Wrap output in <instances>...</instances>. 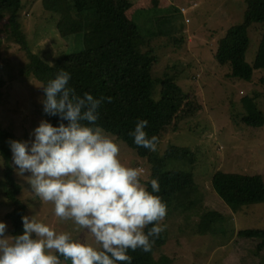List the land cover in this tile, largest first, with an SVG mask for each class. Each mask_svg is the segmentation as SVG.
<instances>
[{"label": "rangeland", "instance_id": "rangeland-1", "mask_svg": "<svg viewBox=\"0 0 264 264\" xmlns=\"http://www.w3.org/2000/svg\"><path fill=\"white\" fill-rule=\"evenodd\" d=\"M130 16L141 37L132 39L136 52L151 51L157 62L152 66L154 98L159 99L164 77H174L184 90L195 92L202 109L184 120L177 130L168 131L159 141L157 153L168 166L193 167L197 185V210L166 216L168 240L154 253L157 264H264V240L240 236L246 228L264 229V202L234 211L214 187H230L231 172L260 174L264 179V125L254 127L242 121L240 99L253 91L264 93V69H256L250 81L230 76L223 47L232 44L249 63L255 60L263 36L264 0H130ZM16 13L31 51L53 63L62 54L98 47L117 36V28L98 19L95 10L82 13V33L63 36L57 29L59 15L47 10L43 0H22ZM157 3L156 5H154ZM196 3V6H192ZM186 7L187 12H181ZM189 21H186V18ZM0 21V127L13 133L15 140L31 141L41 120L44 82L28 72L27 53L11 38L13 25ZM236 104V105H234ZM106 132V131H105ZM120 145L121 159L142 167L150 179L152 167L126 142L108 133ZM13 175L22 185L18 199L33 216L57 230H68L53 215L51 205L33 199L25 177ZM4 162L0 155V221L12 235L7 212L13 208L6 195ZM231 189V188H230ZM214 213V214H213ZM205 214V216H202ZM89 239L88 237H78ZM61 264L70 261L61 260Z\"/></svg>", "mask_w": 264, "mask_h": 264}, {"label": "clouds", "instance_id": "clouds-1", "mask_svg": "<svg viewBox=\"0 0 264 264\" xmlns=\"http://www.w3.org/2000/svg\"><path fill=\"white\" fill-rule=\"evenodd\" d=\"M70 79L60 70L38 86L44 113L60 123L41 120L33 140H10L9 146L17 174H28L33 199L51 205L54 217L71 228L57 230L25 215L22 234L9 235L0 221V264H61L60 257L70 264H131L129 250L150 252L167 228V205L155 194L158 179L150 180L149 191L144 168L126 165L120 145L97 124L98 109L113 97L79 95ZM147 126L140 119L129 134L155 152L159 138L149 136Z\"/></svg>", "mask_w": 264, "mask_h": 264}, {"label": "trees", "instance_id": "trees-1", "mask_svg": "<svg viewBox=\"0 0 264 264\" xmlns=\"http://www.w3.org/2000/svg\"><path fill=\"white\" fill-rule=\"evenodd\" d=\"M43 5L47 10L59 15L57 29L63 36L84 31L85 21L81 16L88 10H95L99 20L113 24L117 28V36L98 47L62 54L55 62L48 63L30 50L27 36L16 19V13L23 7L22 0H0V21L8 18L6 24L15 28L12 29L11 38L27 53L28 72H33L46 85L60 70H64L70 73L69 86L73 87L77 94L83 95L87 92L96 98L102 95L113 97L111 103L105 101L98 109L97 124L149 160L152 172L146 187L151 191L150 180L158 179L160 191L155 194L166 203L167 215L197 210L200 204H197L195 196L197 185L193 167L184 169L180 166H168L165 157L137 146L129 134L134 130L138 120L146 119L148 135H156L160 141L168 131L179 129L184 120L193 117L202 109L195 92L184 90L174 77L159 80L160 97L154 98V85L157 80L153 77L152 66L157 62V57L149 50L136 52L131 44L132 39L141 37L138 25L130 16L133 2L43 0ZM223 52L230 68V76L250 81L256 69H264V32L252 63L242 58L241 50L235 45L224 46ZM238 110L242 111L241 119L245 124L254 127L264 125V93L258 91L246 93L240 99L238 109L232 106V112ZM46 120L53 125L60 123L58 116L47 114ZM10 140H15L13 133L0 127V155L4 162L6 195L13 205L6 216L12 222V235H16L23 232L22 217L26 215V207L18 199L22 185L13 175ZM229 177L230 187L226 193L221 186L228 182H215L214 187L234 211H239L246 205L264 202L262 175L231 172ZM238 234L264 240V229L261 228L240 229ZM167 240L168 233L165 230L155 239L150 252H143L140 249L135 252L129 250V255L132 256L131 264H157L154 253L161 250ZM263 244L264 242L260 246ZM60 259L63 260V257Z\"/></svg>", "mask_w": 264, "mask_h": 264}, {"label": "built area", "instance_id": "built-area-1", "mask_svg": "<svg viewBox=\"0 0 264 264\" xmlns=\"http://www.w3.org/2000/svg\"><path fill=\"white\" fill-rule=\"evenodd\" d=\"M196 5H197L196 3L193 4V6H196ZM181 12L186 13L187 12L186 7H181ZM189 20H190L189 18H186V21H189Z\"/></svg>", "mask_w": 264, "mask_h": 264}]
</instances>
